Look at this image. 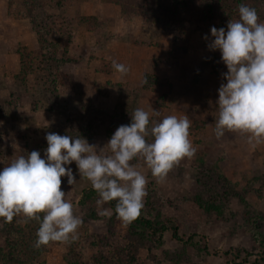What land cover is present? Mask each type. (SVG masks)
Segmentation results:
<instances>
[{"label":"rangeland","instance_id":"374dc122","mask_svg":"<svg viewBox=\"0 0 264 264\" xmlns=\"http://www.w3.org/2000/svg\"><path fill=\"white\" fill-rule=\"evenodd\" d=\"M122 3L0 0V169L34 150L43 158L49 132L81 136L99 149L119 126L131 123L137 108L148 111L152 121L186 115L197 149L193 157L181 159L163 180L153 177L143 160L131 162L148 180L141 212L171 218L187 197L201 194L215 199L222 214L204 223L184 221L182 235L195 236L188 246L170 233L158 234L135 253L133 264H252L260 251L253 233H264V142L253 147L239 132L226 131L219 140L215 136L218 89L226 83L222 73L227 68L214 69L221 54L208 45L210 29L225 24L197 22L192 33L175 35L155 20L128 12ZM189 4L200 15L209 11L195 1ZM256 9L264 22V0ZM113 60L130 72L121 76ZM105 153L110 154L107 147ZM68 167L77 182L69 185L63 177L61 187L83 221L78 238L50 242L35 264H68L72 249L85 264H113L116 248L134 244L128 225L113 213L100 216L110 208L98 209V195L81 204L92 186L80 177L75 162ZM5 222L0 218L1 242ZM14 224L26 232L39 225L22 214ZM239 251L240 258H234Z\"/></svg>","mask_w":264,"mask_h":264},{"label":"clouds","instance_id":"9594fccd","mask_svg":"<svg viewBox=\"0 0 264 264\" xmlns=\"http://www.w3.org/2000/svg\"><path fill=\"white\" fill-rule=\"evenodd\" d=\"M238 16L226 29H210L208 47L220 52L227 68L223 74L226 83L218 89L214 132L218 140L226 131L243 133L254 147L264 142V22L255 8L245 4L238 6ZM112 66L121 76L130 72L128 66L115 60ZM152 114L158 116L159 112L152 110ZM190 128L186 115L152 121L148 111L137 108L131 123L119 126L99 149L81 136L49 132L43 158L34 150L0 169V218L11 222L22 214L38 221L37 248L50 242L75 241L83 221L74 214V206L61 187L63 177L69 185L77 182L68 167L75 162L80 177L98 193V209L115 201V214L131 223L141 214L148 195L146 176L131 162L143 160L151 175L163 180L181 159L195 155ZM105 147L110 154L105 153ZM98 214L110 217L112 212L104 209Z\"/></svg>","mask_w":264,"mask_h":264},{"label":"trees","instance_id":"16d2710c","mask_svg":"<svg viewBox=\"0 0 264 264\" xmlns=\"http://www.w3.org/2000/svg\"><path fill=\"white\" fill-rule=\"evenodd\" d=\"M122 7H125L128 12H132L145 19L155 20L163 29L174 31V34H190L196 27L197 22L205 21L209 24L214 20H219V24L227 28L230 21H235L239 18L238 6L245 4L256 9L261 0H209L205 3L204 0H123ZM179 1H181L179 3ZM202 4L209 11L200 15L195 9H192L190 2ZM249 1L253 3L250 5ZM206 4V5H205ZM257 10V9H256ZM259 14V13H258ZM221 27V26H220ZM218 28V27H217ZM215 61V60H214ZM214 69L217 71L225 69V64L221 58L217 63H213ZM114 133H111V136ZM110 136V137H111ZM98 195L94 190L86 192L82 197L81 204H87L95 196ZM113 213L115 219H119L115 214V201L107 203ZM222 207L216 204V200L211 197L205 198L201 194H192L187 197L180 210L171 218L161 219L159 213L155 218H150L149 215H139L137 219L131 223H127V236L131 242L130 246L120 247L114 250L113 264H133L136 260L135 253L145 246V242L154 239L157 235L160 238L165 233H170L172 239L179 244L188 246L194 243V237L186 238L182 235V226L184 221H193L204 223L211 216L220 217ZM16 217V216H15ZM15 217L11 222H5L2 226V240L0 241V264H35L43 247H35L36 232L39 225H36L34 230L26 232L21 226L16 227L14 224ZM121 220V219H120ZM122 221V220H121ZM1 231V228H0ZM253 238L255 239L259 253L255 256L252 264H264V233L259 229L254 231ZM18 239V241H16ZM50 244V243H49ZM4 245L6 248H4ZM244 252V251H243ZM251 257L250 253H246ZM74 255L75 257H73ZM72 256V257H71ZM241 252L233 254L234 258H240ZM68 264H85L79 258V254L72 249L67 255Z\"/></svg>","mask_w":264,"mask_h":264},{"label":"crops","instance_id":"0c3cea01","mask_svg":"<svg viewBox=\"0 0 264 264\" xmlns=\"http://www.w3.org/2000/svg\"><path fill=\"white\" fill-rule=\"evenodd\" d=\"M224 73H226V72H224ZM224 73H222V75H223Z\"/></svg>","mask_w":264,"mask_h":264}]
</instances>
